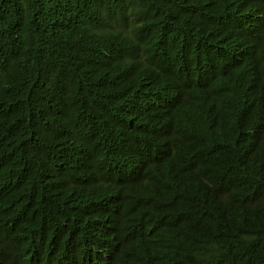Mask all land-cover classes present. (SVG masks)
<instances>
[{"label":"trees","instance_id":"1","mask_svg":"<svg viewBox=\"0 0 264 264\" xmlns=\"http://www.w3.org/2000/svg\"><path fill=\"white\" fill-rule=\"evenodd\" d=\"M0 264H264V0H0Z\"/></svg>","mask_w":264,"mask_h":264},{"label":"clouds","instance_id":"2","mask_svg":"<svg viewBox=\"0 0 264 264\" xmlns=\"http://www.w3.org/2000/svg\"><path fill=\"white\" fill-rule=\"evenodd\" d=\"M152 1H155V0H152ZM247 2V1H246ZM239 4H241V3H239ZM103 23L104 24H106V22L104 21V19H103ZM96 198V197H95ZM95 198L92 200V201H94L95 202ZM89 208H90V211H93V207H94V204H89V206H88ZM169 220H170V217H167L166 219H165V223L164 224H167L168 222H169ZM149 221H157V217H154V218H151ZM150 235H152V233L150 232Z\"/></svg>","mask_w":264,"mask_h":264},{"label":"bare ground","instance_id":"3","mask_svg":"<svg viewBox=\"0 0 264 264\" xmlns=\"http://www.w3.org/2000/svg\"><path fill=\"white\" fill-rule=\"evenodd\" d=\"M162 7V6H161ZM167 11V10H166ZM168 14H172V13H168ZM172 17V16H171ZM263 87V86H262ZM146 96V95H145ZM145 98H147V97H145ZM140 100H141V98H140ZM144 102V101H143ZM147 103V102H146ZM146 103H144V105L146 104ZM148 104H150V103H148ZM140 105V104H139ZM141 105H143V104H141ZM128 107H130V106H128ZM147 108V107H146ZM148 108H150V107H148ZM127 109V108H126ZM79 121V120H78ZM48 130V129H47ZM49 131V130H48ZM48 133V132H47ZM154 133V132H153ZM158 133V132H157ZM48 135V134H47ZM87 135V134H86ZM48 137V136H47ZM84 137V136H83ZM103 141V140H102ZM101 143V142H100ZM95 144V143H94ZM103 144V143H102ZM91 145V144H90ZM103 145H105V142H104V144ZM93 147V146H92ZM91 148V147H90ZM94 148V147H93ZM99 149V148H98ZM96 150H97V148H96ZM95 150V151H96ZM102 150H104V149H102ZM92 151V150H91ZM91 153H93V152H91ZM51 154V153H50ZM94 154V153H93ZM49 155V154H48ZM60 155V154H59ZM85 155V154H84ZM86 155H88V154H86ZM57 156V155H56ZM89 156V155H88ZM48 157V156H47ZM51 157V156H50ZM87 157V156H86ZM85 158V157H84ZM61 159V158H60ZM90 159V158H89ZM47 160H48V158H47ZM51 160H53V159H51ZM67 160V159H66ZM66 160H64V161H66ZM64 163V162H63ZM65 164V163H64ZM66 164H68V163H66ZM72 164V163H71Z\"/></svg>","mask_w":264,"mask_h":264}]
</instances>
